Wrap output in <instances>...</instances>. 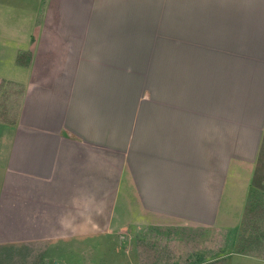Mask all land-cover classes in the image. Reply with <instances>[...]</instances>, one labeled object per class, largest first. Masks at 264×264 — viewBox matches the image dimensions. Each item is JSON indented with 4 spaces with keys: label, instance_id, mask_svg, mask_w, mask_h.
<instances>
[{
    "label": "crops",
    "instance_id": "1",
    "mask_svg": "<svg viewBox=\"0 0 264 264\" xmlns=\"http://www.w3.org/2000/svg\"><path fill=\"white\" fill-rule=\"evenodd\" d=\"M11 4L0 244L70 254L144 221L239 226L264 137V0Z\"/></svg>",
    "mask_w": 264,
    "mask_h": 264
},
{
    "label": "rangeland",
    "instance_id": "2",
    "mask_svg": "<svg viewBox=\"0 0 264 264\" xmlns=\"http://www.w3.org/2000/svg\"><path fill=\"white\" fill-rule=\"evenodd\" d=\"M12 1L29 12L34 10V0H0V25L8 26L13 14L18 23L20 13ZM41 5L43 0L39 9ZM21 12L25 14V10ZM14 44V38L0 37V47H5L2 50L9 51ZM17 59L26 63L28 52L19 53ZM20 95L21 88L14 83L0 84V122L15 119ZM245 202L241 222L233 230L217 233L211 226L197 223L156 225L144 221L131 232L115 227L105 238L81 242L70 254H66V247L46 242L2 243L0 264H251V257L264 258V137ZM244 250L248 253H241Z\"/></svg>",
    "mask_w": 264,
    "mask_h": 264
},
{
    "label": "trees",
    "instance_id": "3",
    "mask_svg": "<svg viewBox=\"0 0 264 264\" xmlns=\"http://www.w3.org/2000/svg\"><path fill=\"white\" fill-rule=\"evenodd\" d=\"M240 252H241V251H240ZM241 253H248V252L244 250V252H241Z\"/></svg>",
    "mask_w": 264,
    "mask_h": 264
}]
</instances>
